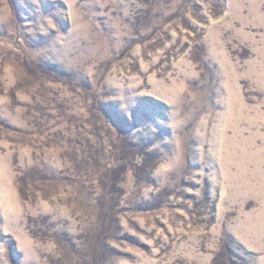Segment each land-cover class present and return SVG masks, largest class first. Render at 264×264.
I'll return each instance as SVG.
<instances>
[{
    "label": "rangeland",
    "instance_id": "1",
    "mask_svg": "<svg viewBox=\"0 0 264 264\" xmlns=\"http://www.w3.org/2000/svg\"><path fill=\"white\" fill-rule=\"evenodd\" d=\"M0 264H264V0H0Z\"/></svg>",
    "mask_w": 264,
    "mask_h": 264
}]
</instances>
